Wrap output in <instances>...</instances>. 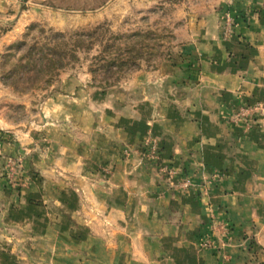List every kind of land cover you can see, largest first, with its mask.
Instances as JSON below:
<instances>
[{
  "label": "crops",
  "instance_id": "crops-1",
  "mask_svg": "<svg viewBox=\"0 0 264 264\" xmlns=\"http://www.w3.org/2000/svg\"><path fill=\"white\" fill-rule=\"evenodd\" d=\"M32 1L0 0V47ZM180 1L178 55L129 76L123 104L74 84L41 124L0 107V264H264V0ZM242 103L252 121L230 122ZM151 131L199 187L123 156Z\"/></svg>",
  "mask_w": 264,
  "mask_h": 264
},
{
  "label": "rangeland",
  "instance_id": "rangeland-1",
  "mask_svg": "<svg viewBox=\"0 0 264 264\" xmlns=\"http://www.w3.org/2000/svg\"><path fill=\"white\" fill-rule=\"evenodd\" d=\"M52 2L24 3L29 17L18 27L14 40L0 47V107L27 115L28 124H41L45 102L58 93H68L74 84L81 99L86 90L95 101L114 94L119 96L114 101L123 104L121 92L127 88L129 76L139 70L150 72L168 56L178 55L176 47L183 37L180 30L189 19L182 9L186 2L180 0H66L57 2L60 9ZM43 7L47 9L44 15ZM224 19L223 34L228 36L233 23L228 16ZM41 52L48 59L42 66L38 65ZM19 104L26 111L17 108ZM257 108L242 103L229 121H252ZM122 152L125 158L140 159L138 165H153L159 179L181 195L200 186L174 163L162 160L159 137L152 131L140 146L128 145ZM1 159L0 152V163ZM99 169L109 173L106 167ZM186 181L190 184L184 186Z\"/></svg>",
  "mask_w": 264,
  "mask_h": 264
},
{
  "label": "trees",
  "instance_id": "trees-1",
  "mask_svg": "<svg viewBox=\"0 0 264 264\" xmlns=\"http://www.w3.org/2000/svg\"><path fill=\"white\" fill-rule=\"evenodd\" d=\"M46 55H44V53L43 52H41V61H40V63L38 64V65H43L44 63H45V60H48V59H46ZM38 68H40L39 66H38ZM5 82H7V80L5 79Z\"/></svg>",
  "mask_w": 264,
  "mask_h": 264
},
{
  "label": "built area",
  "instance_id": "built-area-1",
  "mask_svg": "<svg viewBox=\"0 0 264 264\" xmlns=\"http://www.w3.org/2000/svg\"><path fill=\"white\" fill-rule=\"evenodd\" d=\"M189 184H190V182L186 181V182L184 183V186H187V185H189ZM206 244H207V245H211V242H210V241H206Z\"/></svg>",
  "mask_w": 264,
  "mask_h": 264
}]
</instances>
